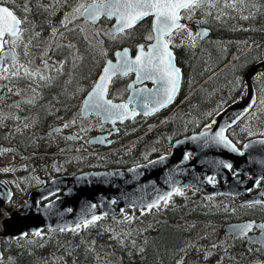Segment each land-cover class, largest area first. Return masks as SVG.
I'll use <instances>...</instances> for the list:
<instances>
[{
	"label": "trees",
	"instance_id": "16d2710c",
	"mask_svg": "<svg viewBox=\"0 0 264 264\" xmlns=\"http://www.w3.org/2000/svg\"><path fill=\"white\" fill-rule=\"evenodd\" d=\"M39 2L48 5L50 0H39ZM223 2L224 0H221L222 4ZM23 3L24 0H15V3L13 0H0V4L14 9L18 16L24 15L20 10ZM73 3L75 0H69V4ZM251 3L258 6L250 8L252 15L249 11L225 12L222 20L211 19L210 22H199L200 26L210 30V36L204 40L196 37V48L182 46L181 55L177 57L183 69L178 102L185 100L169 116L132 120V134L127 141L131 137L133 139L140 136L157 124H162L155 133L147 136L148 138L117 153L104 157L92 156L86 153L93 152V149L79 150L73 141L68 143L69 147L55 148L35 142L37 118L48 119L49 123H52L51 119H54L55 123H58L60 117L28 112L29 106L26 103L19 107L13 106L14 99H20L19 96L9 93L12 98L8 99L5 98L6 90H0V152L5 156L12 155L22 162L16 168L15 175L25 190V200L29 191L27 183H31L39 173L74 175L84 171L123 169L140 165L156 155L144 153L148 145L156 146L163 140L172 143L183 136L198 133L210 125L221 110L238 101L244 94L245 70L256 62L264 60V0H251ZM33 9L34 13L29 19L37 23L45 22L43 29H37L43 33L50 31L46 21L50 19L52 25L59 26L64 14L71 10L67 7L60 8L55 16L48 17L46 13L36 15L35 5ZM242 16H249V18L245 20ZM200 18L204 19L202 16ZM101 23L109 26L112 22L102 20ZM143 30L146 29L143 27L137 31L136 40L140 39ZM76 42L82 48L85 57L83 67L80 69L83 75L79 83L86 84L87 78L94 74L96 68L87 56L90 54L86 52V45L78 40ZM129 42L132 41L112 43L108 40L105 49L108 54H111L117 45ZM254 47L257 48L239 57L244 50ZM36 51L33 49L34 53ZM216 72L218 73L215 74ZM253 84L256 91V105L252 112L256 115L248 114L245 117V119L250 118L249 139L264 137V104L259 102L264 99V74L255 79ZM24 85L26 83L21 82L13 87L15 90L17 86ZM74 86L73 84L70 87L73 93ZM64 88H66L64 85L59 84L56 89L46 91V100L57 104L58 107L59 105L68 107L75 103L74 99L70 101L63 97L64 94L62 95L61 92H64ZM76 92H78L77 89ZM14 114L23 117V121L14 125L15 122L11 120ZM25 124L28 126L25 127ZM14 127L19 129L13 130ZM228 137L235 141L230 132ZM120 145L122 143L117 144L116 147ZM40 153H68L69 155L57 158L59 161L45 163L42 159L35 157ZM79 153L82 154L77 155ZM158 155L160 156V152ZM0 179L14 183L9 175L2 172H0ZM13 189L16 195L19 194L15 185ZM180 193L182 194L178 193L169 197L166 205L163 201L159 208L151 212L146 211L140 216H137L138 212L135 210H126L124 217L133 215L127 220L115 221L109 216H102L94 223L82 226L75 231L44 230L40 236L26 235L24 239H0V258L3 259L4 264H8L9 260L14 264H101L103 257L106 256L103 264H164L178 249L180 234L168 228V220L172 218L163 217L162 207H243L224 196L208 197L198 195L192 190L180 191ZM212 202L219 204L215 206L211 204ZM121 240L124 241L123 245L120 243ZM141 249L144 251L141 252Z\"/></svg>",
	"mask_w": 264,
	"mask_h": 264
},
{
	"label": "snow or ice",
	"instance_id": "6c2138e0",
	"mask_svg": "<svg viewBox=\"0 0 264 264\" xmlns=\"http://www.w3.org/2000/svg\"><path fill=\"white\" fill-rule=\"evenodd\" d=\"M33 5H35L36 15L46 13L48 17L55 16L60 8L67 7L71 10L64 14L59 27L52 25L50 19L46 21L50 32L48 39H45L43 32L37 31L38 28L43 29L45 22L37 23L29 19L34 13ZM257 7L255 3L250 4V0H224L223 4L221 0H91V2L75 0L73 4H69V0H50L48 5L39 0H24L20 9L24 15L18 16L14 9L0 6V90H6L17 96L25 95L26 91L30 90L33 95L25 102L35 104L40 98L38 90L56 87L64 76L68 77L65 82L67 85L76 84L81 79L83 74L80 69L83 67L85 57L80 52L77 40L85 43L86 52L91 53L94 58L107 57L108 52L104 47L106 41L120 43L135 40L137 26L151 17V29L142 37L148 43L137 44L135 56L130 54L131 50L128 47L116 51V62L106 60L98 79L87 92L84 100V104L90 111L105 118L115 117L121 121L130 116L134 118L138 113L136 107L130 106L132 104L145 109L143 115L148 116L149 102L152 104L151 112H156L159 108L167 106L178 90L181 69L174 63L173 49L177 47L174 42L176 37L187 33V38L193 43L185 45L182 39L180 46L194 47L197 36L207 35L206 31L192 33L181 21L192 20L197 15L204 18L200 23L210 22L211 19L219 21L222 20L225 12H250V8ZM250 15H252L251 12ZM242 18L247 20L249 16H242ZM102 20L114 21V23L105 31L99 27V22ZM78 22L91 27H81ZM33 49L37 50L38 55L33 52ZM37 60L40 61L39 64L36 63ZM128 76H134V79L126 86V90H134V94L128 97L127 103H113V100L108 98L109 86L113 78ZM149 81L153 85L152 88L137 87ZM21 82L26 83L28 89L14 90L13 86ZM259 102L264 104V99ZM255 104L256 101H252V105ZM249 114L256 115L255 112H249ZM27 126L25 124V127ZM63 127L67 128L69 124L66 123ZM207 127L211 129V125ZM191 139H202L205 145L213 143L228 148L234 153L238 152V149L225 137L223 129L211 135L209 132H202L199 137ZM260 143L264 144V141ZM248 147L249 145H244L245 149ZM239 154L244 153L239 152ZM184 159L188 160L189 156L185 155ZM222 167L232 169L230 163H223ZM260 183L261 180L256 181L257 186ZM177 192L182 194L179 189ZM171 195L172 193H168L167 197H159L144 207L148 210L159 208L160 200H164L166 205ZM255 205L264 207V202L256 200L248 207ZM141 214L143 215V212ZM99 218L92 216L90 219L83 220L82 224L87 226ZM75 227L79 228L81 224L78 223ZM253 229H258L261 233L255 240L248 236ZM59 230L65 231L64 228ZM72 230L75 231V229ZM34 234L41 235L39 231ZM233 234L234 238L239 236L248 239L250 243L257 244L259 248H264V223L256 225L254 222H249L234 229ZM26 235L22 234L19 239H24ZM120 243L123 245L124 241L121 240ZM216 247L217 245L214 244L213 248ZM140 251L143 252L144 249ZM249 251L252 249L250 248ZM0 264H4L2 258H0ZM8 264H14V262L9 260Z\"/></svg>",
	"mask_w": 264,
	"mask_h": 264
},
{
	"label": "water",
	"instance_id": "95a60500",
	"mask_svg": "<svg viewBox=\"0 0 264 264\" xmlns=\"http://www.w3.org/2000/svg\"><path fill=\"white\" fill-rule=\"evenodd\" d=\"M0 6L6 5L0 4ZM194 31L195 33L198 31L207 32L206 36H198L201 40L210 36V30L198 23L194 25ZM112 62H116L115 52ZM262 73H264V60L247 69L244 73V96L221 110L210 124L211 129L207 127L200 133L209 132L211 135L223 129L225 137L236 147L227 137V129L236 125L254 108L255 105H252V101H256V92L252 81ZM180 82L181 74L179 86ZM177 92L174 94V98ZM173 100L165 107L171 105ZM149 103L152 106L151 102ZM163 108H159L158 111ZM149 113L151 115L154 112L150 111ZM89 114L96 115L102 123L112 126L133 119L131 116L123 121L115 117L105 118L90 111L83 101L81 115L87 117ZM58 130L59 128L56 127L51 132L54 133ZM200 133L177 140L173 143L170 156L164 157L163 160L157 159L126 169H107L81 172L76 175H61L51 180L43 176L41 177V187L30 192L27 202L21 205L17 211L6 208L12 195L6 183L0 180V223L2 226L0 239H17L22 234L35 235V232L41 233L44 230L63 232L59 230L61 228L71 231L81 228L82 221L90 219L92 216H109L115 221L127 220L133 215L126 216L127 219H125L126 210H136L137 216H140L142 212L148 211L144 207L145 205L159 197H167L168 193L173 195L179 188H190L202 192L204 196L208 197H230L246 205H250L256 200L264 202V179H261L264 177V144L260 143L264 139L249 140L245 143L249 145L247 149L244 148V144L242 151L236 147L238 152L234 153L217 144L205 145L202 139H191L199 137ZM107 137V135L97 136L90 139L89 143L109 146V143L104 142ZM239 152L244 154L240 155ZM188 154H191L192 158L185 160L184 157ZM223 163H230L232 169L223 168ZM210 178H214L215 185L211 184ZM257 180L262 181V188L257 194L251 195L250 191L256 186ZM53 196L57 197L40 206L41 202ZM162 201L160 200V203ZM2 210L7 213L8 217L2 214ZM78 223L81 224V227L76 228ZM243 225H225L224 233L234 236L233 230Z\"/></svg>",
	"mask_w": 264,
	"mask_h": 264
},
{
	"label": "flooded vegetation",
	"instance_id": "af4514ba",
	"mask_svg": "<svg viewBox=\"0 0 264 264\" xmlns=\"http://www.w3.org/2000/svg\"><path fill=\"white\" fill-rule=\"evenodd\" d=\"M198 19H199V15H197L192 20H182V23L186 24L187 26H190L192 24L193 29H194V25L198 23L196 22ZM185 21H187V23H185ZM143 27L146 30L145 31L143 30L139 40L135 39L131 43L129 42V43L117 45L112 50V53L108 54L107 57L96 56L94 58L91 53H89L90 55L86 54L90 58V61L93 63L96 69H95L94 74L91 77L87 78L86 84L84 82L76 83L82 86V91L80 95L74 99L75 103L71 104L70 106L67 107L64 105H59L58 107L57 104H54L53 102L46 100L47 99V96L45 94L46 91L50 89L54 90L57 88V86L54 88H50V89L45 88V89L38 90L40 92V98L37 99L35 104L26 103L25 100H22L20 96L19 98L22 101L18 98L14 99L15 101L13 103V106L26 103L29 106L28 112H33L37 115L44 114V115H49L53 117L54 116L60 117L58 119L59 120L58 123H55L54 119H51L52 123H49L48 119L41 120L40 117L37 118L35 135H34L35 142H38L43 145H49L50 147L55 148V147H62V146L69 147L68 143L70 141H73L74 143L77 144V147L79 148V150L93 149V152L86 153V155L104 157L106 155L117 153L124 148L132 146V144L142 139L148 138L147 136L151 135L152 133H155L156 129L162 124V123L157 124L154 128L149 129L148 131L141 134L140 136L135 137L133 139L131 137V139L127 141V138L130 137V135L132 134V120H135L137 118L138 119H141V118L154 119L156 117H160L163 115L169 116L179 106H181V103H183L185 99L183 101L178 102L179 93L181 90V85H182V80H183V69L177 61V57L181 55L180 48L182 46H180L181 45V42H180V43H175L177 47L173 49V55L175 57L176 66L181 69V73H180L181 82H180L179 90L173 102L171 103V105L163 108L160 111H156L151 115L144 116L143 112L145 111V109L139 108L136 104H132L130 106L136 107V111L138 113L134 117V119H129L124 122L117 123L114 126H112L111 124L102 123L100 118L94 114H89L87 117H83L81 115V107L87 95V92L91 90L93 84L97 80L99 73L102 71V66L106 62V60L108 59L112 60L114 52L121 50L124 47L130 48L131 50L130 54L132 56H135L136 45L139 43H144V44L148 43V41H145L142 37L146 35L147 32L150 31L151 29V18H148L142 21L141 24L137 26V29H138L137 31L143 29ZM183 43L185 45H191L193 41L188 40V41H183ZM191 48L195 49L196 43H195V46L194 47L191 46ZM255 48L257 47L251 48L250 50L249 49L244 50V52L240 54L239 57L246 55L248 52L254 50ZM80 52L83 55L82 48H80ZM35 53L37 54V51ZM83 64H84V61H83ZM250 67H248L247 69H249ZM217 73L218 72H216L215 74ZM262 74H259L257 77H255L253 81L255 79H258V77H260V75ZM67 79H68L67 76L62 77L60 84L64 86L65 85L72 86V85H67L65 83ZM133 79H134V76H128V77H123V78L114 77L113 82L109 86L108 98L112 99L113 103H117V104L129 102L128 97L134 94V90H126V86L129 83H131ZM62 83H65V84H62ZM137 87L152 88L153 85L149 81V82H145V84L143 85H137ZM19 88L22 89V87H19V86L16 87V89H19ZM70 89L71 88H68L67 89L68 91L64 93L67 99H69L67 94L70 91ZM244 92H245V89H244ZM29 93L30 92H28L27 95H29ZM190 95L191 94H189V96ZM5 98L11 99L12 96L8 92H6ZM69 100L71 101V99ZM137 101L139 102L138 97H137ZM148 111L149 112L151 111L150 103H149ZM243 120H241L238 124L228 128L226 132L227 137H228L229 132L232 134L235 141H232L229 137L228 138L236 145V147L240 151H242V146L247 141L252 140V139H258V138L264 139V137H257V138H250V139L248 137L244 139L243 141H238L234 134V129L239 127L240 123ZM73 121L75 122L73 123ZM66 123L69 124V127L64 128L63 125ZM56 127L59 128V130L54 133L51 132V130ZM22 128L23 127H21V129ZM14 129H19V128L14 127L13 130ZM193 134H197V133H193ZM193 134H190L188 136H183L182 138H187ZM105 135H107L108 137L105 139L104 142L109 143L110 144L109 146L92 145L89 143L90 139L97 137V136H105ZM175 142L169 143L163 140V142L160 141V144L156 146L148 145L146 149L144 150V153L148 155H151L154 153L156 155H154V157L151 160H148L145 163L151 162L161 157H168L172 152V146H173V143ZM119 143H122V145L116 147L117 144ZM159 152H160V156L158 155ZM81 154L82 153H79L77 155H81ZM68 155H69L68 153H61V154L40 153V154H36L35 157L42 159L45 163H53L55 161H59L57 160V158H61L62 156H68ZM188 156H189L188 160H190L192 158V155L188 154ZM145 163H142V164H145ZM108 169H120V168H108ZM123 169H126V168H123ZM84 172H87V171H84ZM61 175H70V174H64V173L59 174V175H52L50 173L37 174L35 178L31 181V183L30 182L27 183V187L29 188V191L27 193V198L30 192L41 187L42 185L41 177L45 176L49 180H51ZM17 183L19 184L21 190L23 191V194L26 196L25 190H23L22 188L23 185L19 182L17 177H16V183L14 182L13 184L11 183L10 184L12 187H14V185H17ZM211 184L215 185L214 178H211ZM261 188H262V181L258 186L256 185L250 191V194L251 195L257 194L261 190ZM190 190H192L194 193L198 195H201V194L203 195L202 192H197L190 188H186V189L179 188V192L180 191L187 192ZM176 194H178L177 191L173 195H176ZM56 197L57 196H53L49 198L48 200L41 202L40 206L52 201ZM226 198H229L236 205L243 206V207H162L163 217L172 218V220H168V224H167L168 228H172V230H176V232L180 234L179 239H178V244H179L178 249L173 253L172 258L164 262V264H176V263H179V264H264V248H259L257 244L250 243L248 239H244L241 237L234 238V236H229L224 233L225 225H234V224H244L245 225L249 222H254L256 225L260 223H264V207H262L261 205H255L252 207H248V205L235 201L230 197H226ZM263 200H264V197H263ZM26 201L27 200H25V202ZM154 209L156 208H152L151 210H148V211L151 212ZM260 235L261 233L259 232L258 229H253L251 232L248 233V236L253 240L257 239ZM214 244L217 245L216 248H213ZM250 248L252 249V251H249ZM205 256H207V259H205Z\"/></svg>",
	"mask_w": 264,
	"mask_h": 264
},
{
	"label": "rangeland",
	"instance_id": "374dc122",
	"mask_svg": "<svg viewBox=\"0 0 264 264\" xmlns=\"http://www.w3.org/2000/svg\"><path fill=\"white\" fill-rule=\"evenodd\" d=\"M250 1H251V0H250ZM88 2H91V0H88ZM233 13H234V12H233ZM233 13H232V15H233ZM200 17H201V16H199V19H198L196 22H198V23L200 22V20H201ZM79 23H80V26H81V27H84V28H90V27H91L90 25H88V24H84L83 22H79ZM56 27H59V26H56ZM99 27H101V28H102L103 30H105V31H107L108 28H109L108 25H105V24H103V23L99 24ZM188 28L192 31V33L195 34L192 24H191L190 26H188ZM49 32H50V31H49ZM49 32L43 33L45 39H48V34H49ZM182 39H183V41H188V40H189V39L187 38V33H183L182 35L177 36L174 42H175V43H180V42L182 41ZM78 41H79L80 43H82V44H85L83 41H80V40H78ZM110 41H111V40H110ZM111 42H112V41H111ZM112 43H113V42H112ZM37 55H38V53H37ZM36 63L39 64L40 61L37 60ZM65 87H67V89H68V88H70L71 86H66V85H65ZM27 89H28V85L26 84V85L22 86V89L19 88L18 90L25 91V90H27ZM65 89H66V88H64V92H61L62 95L65 93ZM74 89H75V92H74V93H73V91H69L68 94H67V95H68V98L71 99V101H72V99H75L77 96L80 95L81 91H78V89H82V86L79 85V84H76V85L74 86ZM76 89H77L78 92H76ZM15 90H17V89H15ZM67 91H68V90H67ZM28 92H30L29 95H27ZM20 97H21L22 100H25V101H26V100H28V99H30V98L32 97V92H31L30 90H28V91H26V94H25V95H22V96H20ZM63 97L66 98L65 94L63 95ZM12 117H13V119L11 118V120H12V122H13V121L15 122L14 125H16L17 123H20V122L23 121V117H20L19 115L17 116V115L14 114V116H12ZM249 120H250V118H249V119H244V120L240 123L239 127H237V128L234 129V134H235L236 139H237L238 141H243L244 139H246V138L249 137V135H250V133H251V131H250L251 129H250V125H249ZM1 166H3V163H1ZM1 166H0V167H1ZM211 204H213V205H215V206H218L217 204H219V203L216 204L215 202H212ZM106 258H107L106 256L103 257V260L101 261V264H103V262L105 261Z\"/></svg>",
	"mask_w": 264,
	"mask_h": 264
},
{
	"label": "built area",
	"instance_id": "2783aa9c",
	"mask_svg": "<svg viewBox=\"0 0 264 264\" xmlns=\"http://www.w3.org/2000/svg\"><path fill=\"white\" fill-rule=\"evenodd\" d=\"M164 151H165V150H164ZM165 153H166V152H165ZM0 158H1V162H2L4 165H5L6 163H11V162H13V158H12V157L4 158V157L0 156ZM0 169H2L3 171H6V172H8V173H10V174L13 175V170H10V169L6 168L5 166H4L3 168H0ZM21 200H22V197L19 198L16 202L11 203V204L9 205V207H12V208L16 209V208L18 207L19 203L21 202Z\"/></svg>",
	"mask_w": 264,
	"mask_h": 264
},
{
	"label": "bare ground",
	"instance_id": "6f19581e",
	"mask_svg": "<svg viewBox=\"0 0 264 264\" xmlns=\"http://www.w3.org/2000/svg\"><path fill=\"white\" fill-rule=\"evenodd\" d=\"M261 62V61H260ZM259 63V62H258ZM257 64V63H256ZM0 253H1V251H0Z\"/></svg>",
	"mask_w": 264,
	"mask_h": 264
}]
</instances>
